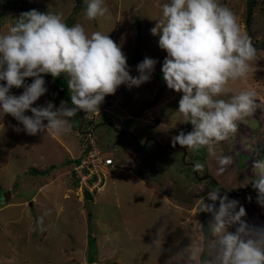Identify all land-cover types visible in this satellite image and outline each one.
<instances>
[{
	"label": "rangeland",
	"instance_id": "1",
	"mask_svg": "<svg viewBox=\"0 0 264 264\" xmlns=\"http://www.w3.org/2000/svg\"><path fill=\"white\" fill-rule=\"evenodd\" d=\"M168 2L104 0L109 18L87 21L85 0H0V33L7 32L21 10L62 13L69 26L81 23L89 34L98 30L109 34L126 55L133 77L138 75L133 62L138 48L144 58L157 61L150 81L131 89L121 85L114 95L106 96L100 114L85 119L83 132L98 126L91 136L79 132L83 112L72 118L71 131L59 136L18 133L14 126L22 125L0 113V264H187L189 245L199 249L200 264H210L211 216L200 213V206L208 191L216 188L197 181L179 149L151 143L137 151L127 134H118L106 124L132 132L142 144L154 135L164 146L180 131L192 130L174 114L182 94L167 88L161 71L167 53L159 48V37L151 34L162 5ZM218 2L237 15L257 50L247 79L231 83L229 95L254 90L257 107L239 122L234 136L217 145V155L232 159L223 174H217V162L206 149L187 151L188 159L201 163L202 170L225 189L250 191L229 198L245 208L247 222L264 225V208L251 193L256 178L253 164L264 159V0ZM43 78L48 91L33 106L49 101L57 108L61 101L68 104L67 94L57 93L54 79ZM162 84L165 92L156 100ZM22 92L23 88L12 89L14 95ZM91 139L104 157L115 162L107 169L104 190L88 200L74 186L73 168ZM44 170L48 173L41 174ZM6 192L11 197L4 204Z\"/></svg>",
	"mask_w": 264,
	"mask_h": 264
},
{
	"label": "clouds",
	"instance_id": "2",
	"mask_svg": "<svg viewBox=\"0 0 264 264\" xmlns=\"http://www.w3.org/2000/svg\"><path fill=\"white\" fill-rule=\"evenodd\" d=\"M85 3V20L109 18L104 0ZM151 34L159 37V48L167 53L161 69L167 88L182 94L174 114L192 126L171 138L172 147L179 145L189 153L206 149L217 162V174H223L232 159L217 155V145L234 136L239 122L257 107L254 90L229 95V85L247 79L256 59L251 37L237 15L218 0H169ZM156 63L145 57L133 77L126 55L109 34L99 30L89 34L81 23L69 26L62 13L32 9L0 33V113L22 125L14 126L18 133L67 134L72 118L80 112L84 119L100 114L106 96L114 95L121 85L131 89L150 81ZM48 75L67 79L71 106L65 101L58 108L51 101L33 106L48 91L43 78ZM29 78L32 82L27 84ZM14 88H23L22 94H12ZM202 168L195 163L194 170ZM253 168L256 178L251 185L257 204L264 208V159L254 162ZM247 199L252 201L251 196ZM200 213L211 216L210 264H264V225L247 222L239 201L218 187L202 198ZM185 251L187 264H200L199 249L189 245Z\"/></svg>",
	"mask_w": 264,
	"mask_h": 264
},
{
	"label": "built area",
	"instance_id": "3",
	"mask_svg": "<svg viewBox=\"0 0 264 264\" xmlns=\"http://www.w3.org/2000/svg\"><path fill=\"white\" fill-rule=\"evenodd\" d=\"M114 162L112 157H104L102 149L91 139L89 149L73 168L77 192L84 197L87 193L94 197L102 192L106 185L107 169H110Z\"/></svg>",
	"mask_w": 264,
	"mask_h": 264
},
{
	"label": "water",
	"instance_id": "4",
	"mask_svg": "<svg viewBox=\"0 0 264 264\" xmlns=\"http://www.w3.org/2000/svg\"><path fill=\"white\" fill-rule=\"evenodd\" d=\"M143 60H144L143 50H142V48H138L137 51L135 52L134 60H133L135 67H137V65H138L140 62H142ZM164 92H165V85L162 84L161 87H160V89H159V91H158L157 94H156V100H161V98H162ZM84 124H85V119H84V117L82 116V123H81V126H80V130H79V132H80V133H84V134H86V135H88V136H91L93 130L96 129V128L98 127V126L96 125V126H94V127L92 128V130H89V131H87V132H83L82 129H83ZM106 124H107V125H110L111 127H113L114 130L116 131V133H118V134H127V135H128V136H129L134 142H135V144H136V146H137V148H138L139 150H142V151H143V150L146 149V146H147V144H148L149 139H147V140L144 142V144H142V143L138 140V138H137L132 132L118 129V128L115 127L114 124L111 123V122L106 123ZM156 143H157V145H158L159 147L164 148V149L173 148L171 144H169V145H165V146H164V145H161V144L158 142L157 139H156ZM176 147H179V145H177ZM181 148H182V147H181ZM182 149H184V148H182ZM186 156H187V150L184 149L183 162L186 161ZM191 164H192L193 166L195 165V164H193V163H191ZM194 172H195V176L198 177V171L195 170ZM210 177H211V178H210ZM208 178H210V182H211V183H214L215 186H216L217 188H218V187L221 188V192H222V193H225V192H226L228 195H232V196H234V195H236L237 193H240V192H250V191H248L247 189H238V190H236V191H230V190H228V189H225L222 185H220V183H219L214 177L210 176L209 174H206L204 177H201V178H199V179H201L202 181H206ZM251 193H252L254 196H257L256 191H251ZM10 197H11V192H6V193L4 194V196H3V199H4V200H3V203L6 204V203L8 202V200H9Z\"/></svg>",
	"mask_w": 264,
	"mask_h": 264
},
{
	"label": "flooded vegetation",
	"instance_id": "5",
	"mask_svg": "<svg viewBox=\"0 0 264 264\" xmlns=\"http://www.w3.org/2000/svg\"><path fill=\"white\" fill-rule=\"evenodd\" d=\"M148 139H149V141H148V144H147V146H146V149L148 148V146H149L151 143L153 144V146H155V144L157 145V143H156V136L151 135V136H149ZM134 144H135V142H134ZM156 147H159V146L157 145ZM160 148H161V147H160ZM175 148H177V149H179V150L181 151V153H182V159H183L184 149H182L180 146H179V147H175ZM146 149H145V150H146ZM162 149H164V148H162ZM168 149H169V148H168ZM183 163H184V165H185L186 167H190V168H192L191 173H192L193 176H195L194 166L191 164V163L195 164V162H194L192 159H188V152H187V156H186V161L183 162ZM206 174H209L210 176H212V175L208 172V170H205V171L201 170V171H198V177H195V178L197 179V181L201 182V183L203 184V186H206V187H213V188H215V187H216L215 184L210 182V178H211V177L208 178L206 181H202L201 179H199V178H201V177H204ZM212 177H213V176H212Z\"/></svg>",
	"mask_w": 264,
	"mask_h": 264
},
{
	"label": "trees",
	"instance_id": "6",
	"mask_svg": "<svg viewBox=\"0 0 264 264\" xmlns=\"http://www.w3.org/2000/svg\"><path fill=\"white\" fill-rule=\"evenodd\" d=\"M20 12V11H19ZM21 13H23V11L21 10ZM20 14V13H19ZM250 22V17H248V23ZM49 77H51L50 75H49ZM52 79H53V77H51ZM54 81L56 82V91H57V93L59 94V96H64L65 94H67V97H68V105L69 106H71V98H70V92H69V88H68V84L66 83V81H67V79L65 78V77H63V76H61L60 78H56V79H54ZM66 92V93H65ZM62 96V97H63ZM103 107H102V104H101V106H100V110L102 109ZM92 125H94V124H92ZM134 146H135V148H136V150L137 151H140L138 148H137V146H136V144H134ZM262 152H264V148L262 149ZM34 170V173H36L37 172V169L36 168H34L33 169ZM45 173H48V170H44V171H42L41 172V174H45ZM216 189H217V187H215ZM222 193V192H221ZM86 197H87V199L88 200H90V197H92V196H90L88 193L86 194ZM208 235V234H207Z\"/></svg>",
	"mask_w": 264,
	"mask_h": 264
}]
</instances>
